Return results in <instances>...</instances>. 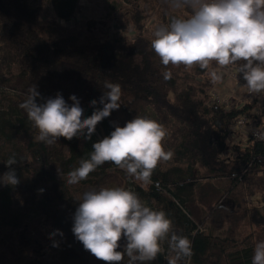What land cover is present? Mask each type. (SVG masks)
Returning <instances> with one entry per match:
<instances>
[{
  "label": "trees",
  "instance_id": "1",
  "mask_svg": "<svg viewBox=\"0 0 264 264\" xmlns=\"http://www.w3.org/2000/svg\"><path fill=\"white\" fill-rule=\"evenodd\" d=\"M81 7L80 0H0V87L11 92L0 93L6 102L0 107V174L15 155L19 178L15 186H0V227L18 231L38 217L55 247L48 264H104L72 232L79 197L66 183L67 173L89 157L101 140L98 133L103 139L138 115L164 125V147L173 156L154 170L146 188L119 170L132 183L124 188L163 210L174 231L191 240L186 264H251L255 244L264 240V141L234 140L231 126L251 112L252 103L224 107L208 100L225 73L213 84L199 68L189 72L160 63L150 45L155 28L190 10L175 12L165 0H124L115 14L95 20L78 17ZM168 70L172 77L165 80ZM105 81L121 85L122 104L90 139L35 141L37 130L19 107L31 86L40 93L37 102L59 93L71 104L75 95L86 118L95 110L90 102L106 91ZM113 167L105 163L89 176ZM123 246L121 241L119 250ZM155 261L165 264L163 252ZM122 264H128L126 256Z\"/></svg>",
  "mask_w": 264,
  "mask_h": 264
},
{
  "label": "clouds",
  "instance_id": "2",
  "mask_svg": "<svg viewBox=\"0 0 264 264\" xmlns=\"http://www.w3.org/2000/svg\"><path fill=\"white\" fill-rule=\"evenodd\" d=\"M165 3L175 12L188 9L191 13L172 15L153 32L151 48L166 69L183 66L191 72L199 68L216 84L223 78L222 70L235 65L250 94L264 93V0ZM171 77L170 70L163 72L165 80ZM103 88L106 91L99 101L90 102L95 110L85 118L75 95L69 97L71 104L59 93L38 103L40 93L36 85L31 86L19 107L37 130L35 141L52 145L60 137L90 139L96 126L122 104L119 83L105 81ZM97 103L102 107L96 108ZM167 135L164 125L144 116L137 115L123 127L116 124L110 135L92 144L89 157L67 173L66 183L77 185L99 166L112 163L146 188L153 183L154 170L173 156L164 147ZM17 163L15 155L5 161L9 170L0 176V184L19 183L12 167ZM78 201L72 232L84 249L104 264H122L125 256L128 264H147L162 253L165 242L168 264H186L193 254L191 240L174 231L167 214L146 206L134 191L100 187L85 191ZM251 264H264V240L255 244Z\"/></svg>",
  "mask_w": 264,
  "mask_h": 264
},
{
  "label": "rangeland",
  "instance_id": "3",
  "mask_svg": "<svg viewBox=\"0 0 264 264\" xmlns=\"http://www.w3.org/2000/svg\"><path fill=\"white\" fill-rule=\"evenodd\" d=\"M80 2L82 7L78 17L98 20L115 14L117 12V6L123 4L124 0H80ZM114 30L119 32L117 28H114ZM229 87H233V84L228 83V89H223V92L228 95L232 92L234 97L238 96L242 98L238 88L229 90ZM1 90L11 93L0 87V93ZM211 91H209V97ZM5 105V101L0 102V107H4ZM119 170L121 169L113 167L107 171L97 172L93 176H88L91 178L90 183L81 182L74 185L76 188L75 194L80 198L82 193L91 189L98 190L100 187L116 186L124 187L126 182L131 186L130 178L128 181H125V177L122 176ZM0 176L2 175L0 174ZM2 185L0 184V186ZM207 227L208 225H205V228L201 227L203 233L208 232ZM43 231L38 217H32L27 220L18 231H11L7 228L0 227V264H48L53 257L55 247L48 241ZM162 247V252L166 260L165 264H168L169 250L165 249L164 243ZM151 262L156 264L155 260Z\"/></svg>",
  "mask_w": 264,
  "mask_h": 264
},
{
  "label": "built area",
  "instance_id": "4",
  "mask_svg": "<svg viewBox=\"0 0 264 264\" xmlns=\"http://www.w3.org/2000/svg\"><path fill=\"white\" fill-rule=\"evenodd\" d=\"M224 73L223 83L212 89L209 100L224 107H239L246 103H252L251 112L238 116L232 124L231 129L234 133L236 132L235 135L232 134V138L240 140L250 136L253 140L264 141V93L250 94L244 86L245 82L242 76L235 69L227 68ZM228 83L233 84L229 90L238 88L242 98L234 97L232 92L229 95L223 92V89H228ZM98 137L102 139L100 133H98Z\"/></svg>",
  "mask_w": 264,
  "mask_h": 264
}]
</instances>
